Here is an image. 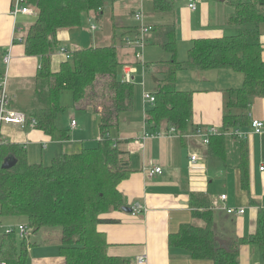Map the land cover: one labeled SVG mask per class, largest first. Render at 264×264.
Returning <instances> with one entry per match:
<instances>
[{
  "label": "trees",
  "instance_id": "obj_1",
  "mask_svg": "<svg viewBox=\"0 0 264 264\" xmlns=\"http://www.w3.org/2000/svg\"><path fill=\"white\" fill-rule=\"evenodd\" d=\"M25 2L36 9L37 15L22 43L25 54L40 58L34 97L26 113L27 122L33 118L34 127L54 134L57 117L65 108L58 102V94L69 90L76 108L90 107L91 112L99 113L101 137L96 146L60 154L48 164L29 163L24 147L0 139V224L5 219L10 224L24 226L26 231L21 235L17 226L20 239L14 228L2 233L0 264H25L28 248L35 245L26 240L29 232L36 234L53 229L60 234L58 250L63 264H127L125 259L108 254L106 235L97 227L102 222L112 221L104 216L105 213L125 206L117 186L133 171L128 159L124 158L125 152L118 147L121 141L108 135L118 126L120 114L133 105V83L124 82L120 75L127 61L121 60L114 41L109 46L73 51L70 60L62 61L57 71L51 69L50 61L51 54L59 47L57 31L79 26L82 15L89 11L97 13L104 0ZM152 5L158 13L172 10V0H152ZM262 21L264 0L236 1L234 12L227 19V23L236 28L235 33L195 38L185 60L177 58L174 25L156 27L155 43L167 51L170 58L164 61L165 69L153 93V103L145 106V133L150 135L174 128L182 137L191 127L193 91L176 87L178 71L229 68L241 73L243 81L239 87L224 90L222 126L219 133L210 134L207 144L209 154L220 159L224 157L228 132L248 127L251 100L264 97L263 45L257 28ZM118 34L124 36L123 43L136 35L125 37L127 31L119 32L114 27L113 40ZM60 133L61 137L68 136L65 131ZM245 144L241 141L239 166L241 184L247 187ZM4 160H16V163L4 169L1 168ZM204 200L203 197L202 205H195L197 208L193 212L203 224L181 225L177 232L168 236V246L181 248L192 258L208 259L213 264H239V247L247 242L258 247L264 262V209L257 213L253 233L229 238L223 245L213 227L212 205Z\"/></svg>",
  "mask_w": 264,
  "mask_h": 264
},
{
  "label": "crops",
  "instance_id": "obj_2",
  "mask_svg": "<svg viewBox=\"0 0 264 264\" xmlns=\"http://www.w3.org/2000/svg\"><path fill=\"white\" fill-rule=\"evenodd\" d=\"M12 1L0 0V75L5 73L3 55L9 51L7 90L11 107L20 111L27 109L28 112L34 97V81L40 58L25 54L23 43L13 42L15 27L21 33H26L28 27L24 22L33 15L18 14L14 17L11 14ZM236 1L196 0V9L190 10L187 7L188 0H172L171 11L158 13L153 10L152 0H104L103 7L97 13H84L81 24L76 26L84 32L94 33L88 46H82L84 43L79 42L78 36L82 31L71 33L75 27L62 28L56 33L59 47L51 54L53 71H57L59 56H64L59 51L60 47L72 53L86 47L109 46L113 41L121 60L127 61L124 67L133 71L140 61L134 57V49L122 42L124 36L118 34L117 39L113 40V28L117 27L119 32L127 31L125 37L137 34L140 25L134 18L137 11L142 12L143 23L150 27L145 34V42L150 46L145 48L142 55L145 60L142 74L144 79L145 75L146 79L151 76V81L149 84L145 81L140 92L138 89L134 91L132 107L120 114L118 126L108 133L111 138L121 141L118 147L125 152L124 158L128 159L133 170L117 186L124 198V205L131 208L137 203L141 208L137 213L122 208L111 210L104 216L112 221L97 226L106 235L108 254L125 259L127 264H139L137 259L140 256L145 259L142 264H213L211 260L194 259L186 250L168 246V236L177 232L181 225L203 224L193 214L197 208L195 205L200 204L203 197L204 202L212 205L213 227L221 228L222 232L219 233L223 242L229 238L247 237L255 231L257 213L264 209V171L259 169L264 161V127L261 133H254L250 122L256 118L264 123V97L251 100L249 125L243 129L246 131L245 136L234 138L227 135L225 156L221 159L209 154L207 144L195 136L194 130L215 126L220 131L224 90L241 86V73L229 68L206 71L187 68L178 71L176 87L178 82H182L186 88L178 89L193 91L192 125L182 137L168 131L146 135V110L142 101L144 91L154 93L156 90L165 69L164 61L170 58V54L155 43L156 27L174 25L177 58L185 60L195 38L235 33L236 28L230 26L227 19L234 12ZM19 16L25 30L19 27ZM257 28L264 60V21ZM62 92L58 94V102L74 105L73 101L63 99ZM82 110L84 121L81 126L71 114L69 121L61 123L66 126L65 129H61L56 121L57 131L52 135L29 124L21 126L7 123L0 127V139L24 147L29 163L48 164L60 154L79 152L84 144L100 139L99 113L91 112L90 107ZM72 119L76 121L75 126H71ZM60 131L67 132L68 136L61 137ZM241 141H245L247 148V187L241 184ZM191 155H196L195 162H191ZM153 166L161 167V172L149 175L148 169ZM221 195H226V199L222 200ZM225 206L243 208L244 212L228 214ZM56 231L59 237V231ZM239 264H264L255 244L244 242L240 245Z\"/></svg>",
  "mask_w": 264,
  "mask_h": 264
},
{
  "label": "built area",
  "instance_id": "obj_3",
  "mask_svg": "<svg viewBox=\"0 0 264 264\" xmlns=\"http://www.w3.org/2000/svg\"><path fill=\"white\" fill-rule=\"evenodd\" d=\"M187 7L190 10H195L197 7L196 0H188ZM33 11L34 9L28 6L25 0H13L12 1L11 14L14 17L17 16L18 14H31L33 13ZM134 18L138 20L140 23L138 27V33L135 35L134 38H126L124 43L126 47L134 49L133 50L134 57L138 59V61H141L142 55H143L142 49L145 43V34L150 30V27L143 23V15L141 11L135 12ZM14 34L15 35L13 36V42L18 41L22 43L25 34L21 33V30L16 27L14 29ZM59 51L61 53H64L66 57L68 58L71 57V53L67 51L65 47H60ZM2 59H3V63L6 65V68H5L4 75L0 77V127L2 124H7V123L18 124L21 126H24L27 124L34 126L35 119L32 118L30 119L29 122H27L28 118L23 111H20V110H17L11 107V98L7 90V68H8V64L10 61L9 51L3 55ZM131 73H132L131 68L124 67L122 70V80L124 82H131L133 79L131 76ZM142 101H143L144 108L147 104H152L154 101V94L152 92L144 91L142 93ZM75 124H76V121L72 119L71 126H75ZM250 127L254 133H261L264 127V123L263 121L259 119L253 118L251 119ZM174 132H175L174 128H170L168 130V133H174ZM219 132H220L219 129L215 126H209L205 129L197 128L194 130L195 136L199 137L204 144H208L210 134L219 133ZM228 134L235 136V138H243L246 134V131L243 129H234L232 132H228ZM196 159H197L196 155L190 156L191 162H195ZM259 169L261 171H264V161L260 164ZM160 172H161V167L159 166H153L152 168L148 169L149 175H152L154 173H160ZM220 198L222 200H225L226 195H221ZM140 208H141L140 205L135 203L131 206V211H133V213H137L139 212ZM225 210L228 214H233V213L242 214L244 212L243 208L235 209L233 207H228V206H225ZM18 229L21 235L25 234L26 231H25L24 226L19 225ZM144 261L145 259L142 256L138 257L137 259V262L139 264H142ZM1 264H4V263H1Z\"/></svg>",
  "mask_w": 264,
  "mask_h": 264
},
{
  "label": "rangeland",
  "instance_id": "obj_4",
  "mask_svg": "<svg viewBox=\"0 0 264 264\" xmlns=\"http://www.w3.org/2000/svg\"><path fill=\"white\" fill-rule=\"evenodd\" d=\"M33 9H34L33 13L27 14V15H33V16L29 17L24 22L25 24H27L26 28L29 27V25L32 24L33 21L36 18V15H37L36 9L35 8H33ZM20 18L21 17L19 16V18H18L19 27H22L25 30V25L23 24V21L20 20ZM82 26H84V24H82ZM72 30L73 31L71 33L82 31V30H80L77 27H75ZM22 33L25 34L24 32H22ZM90 33L91 32H84V31L80 32V34L78 36V39H79V42L84 43V45H82V46H88L89 45L88 42L92 39L91 35L94 34L93 32H92L93 34H90ZM148 46H150V45L145 42L144 43V47L142 49V52H144L145 48L148 47ZM70 58L66 57L65 54L62 57L59 56V58L57 60V65L59 64V66L57 67L56 70H59L60 62H62V60L63 61L64 60H70ZM179 58L181 59L182 57H179ZM184 58H186V57H184ZM144 62H145V60L142 57L141 61L139 62L140 64L138 63V65L132 71L133 74L131 76L133 77V79H132L131 82L133 83L134 91L136 89H138V91L140 92L141 88L146 83L145 81H147L148 84L151 81V76H148L147 79H146L147 75H145V79H144V76L142 74V72L144 71V67H143L144 66V64H143ZM5 68H6V65H5ZM183 85H184V83L178 82L177 83V88H186V87H183ZM62 94H63V99H68V100H70V102L73 101L72 100L73 99V95H72L71 91L67 90V91L62 92ZM63 104H66V105H64L65 108L61 112L62 114L60 113L58 115L57 120H56L57 123H58V126L61 127V129H65L66 126L64 124L62 125L61 123L65 122V121H69L70 120V117H69L70 114L75 116L74 118H76V120L79 123V126H81L82 121H84V114H83L84 110H82V109L80 110V109L75 108L74 105H71V103H69V102L68 103L63 102ZM25 110L26 111H24V113L26 114L27 113V109H25ZM113 131H115V130H113ZM90 138L91 137H89V139ZM88 144H84V148H92V147L96 146L97 141L94 140V141H91ZM231 218H233V217H231ZM15 221L18 222L19 220L16 218ZM8 222L9 221H5V219H2V223L0 224V237H1L2 233L4 231H6L7 229H10V228L13 229L14 228L16 230V233H17L18 238H19V232L17 231V226L18 225L10 224ZM215 229H216L215 231H217L218 234H219L218 235L219 236V241L223 245H225L226 241L223 242V239H222V237H221V235L219 233L220 231L222 232L221 228L218 227V226L216 228V226H215ZM56 233H58L56 231V229H53V230H50V231H47V230L39 231L36 234H31L29 232V235H28L26 240L28 242L35 243V245L30 246L28 248V250H27V258H26V263L25 264H61V263L63 264L64 260L60 256L59 250H58V241H59L60 237H58Z\"/></svg>",
  "mask_w": 264,
  "mask_h": 264
},
{
  "label": "water",
  "instance_id": "obj_5",
  "mask_svg": "<svg viewBox=\"0 0 264 264\" xmlns=\"http://www.w3.org/2000/svg\"><path fill=\"white\" fill-rule=\"evenodd\" d=\"M16 163V160H4L3 163L1 164V168L8 169L12 167ZM122 210L130 212L131 208L128 206H123Z\"/></svg>",
  "mask_w": 264,
  "mask_h": 264
}]
</instances>
